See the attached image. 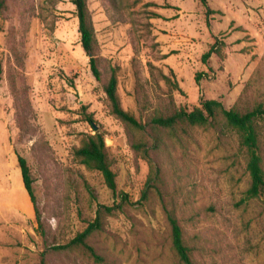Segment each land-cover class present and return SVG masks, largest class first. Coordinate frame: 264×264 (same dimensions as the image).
<instances>
[{
    "label": "rangeland",
    "instance_id": "374dc122",
    "mask_svg": "<svg viewBox=\"0 0 264 264\" xmlns=\"http://www.w3.org/2000/svg\"><path fill=\"white\" fill-rule=\"evenodd\" d=\"M208 1L210 27L200 0H86L97 80L72 0H6L0 10V264H182L168 213L182 226L193 264H264V201L245 198L250 177L240 133L222 118L162 132L150 149L151 166L110 112L104 89L114 72L123 108L142 122L169 110L170 99L188 110L203 99L241 112L264 106V0ZM215 42L222 59L213 54L204 63ZM89 115L104 134L117 194L74 156L84 135L96 132ZM257 128L264 168V120ZM19 155L31 170L37 212ZM151 176L154 187L143 199ZM115 205L120 208L102 212V228L86 239L100 259L72 244L99 209Z\"/></svg>",
    "mask_w": 264,
    "mask_h": 264
},
{
    "label": "trees",
    "instance_id": "16d2710c",
    "mask_svg": "<svg viewBox=\"0 0 264 264\" xmlns=\"http://www.w3.org/2000/svg\"><path fill=\"white\" fill-rule=\"evenodd\" d=\"M72 2L76 7L81 46L88 55H93L89 60L90 70L93 76L97 80H100L101 71L97 64L95 34L90 20L87 2L86 0H72ZM200 2L205 8L207 26L210 27V15L214 13V9L211 7L208 0H200ZM5 5L6 0H0V10L3 9ZM213 54L222 59L221 50L216 42L202 55L203 62L207 63ZM2 73L3 68L0 62V82L2 80ZM161 76H163L169 84L171 83L169 77L163 74ZM200 78L201 75L198 74L196 76V81L199 82ZM174 86L179 90V85L176 82ZM104 89L108 98L110 112L124 124L125 128L132 136V148L134 151L141 154L151 166L153 162L150 149L160 141V133L167 132L170 135H174L177 134V131L187 132L191 128L206 126L219 118L224 119L228 125L240 133V144L246 152V170L250 177V186L245 193V198L253 199L261 197L264 201V168L260 153L259 133L257 128L258 122L264 120V106L262 104L257 105L249 111L241 112L236 108H225L220 100L203 99L199 106L194 107L192 110H188L184 107L177 108L174 105L173 99H170L169 110L167 109L166 112L155 111L149 116L146 122H142L123 108L117 92L118 78L114 72L111 74ZM86 120L90 122L96 132L94 134L84 135L80 145L74 149V156L88 168L98 170L103 175L107 187L114 194H117L116 173L112 169L104 134L95 128L92 115H89ZM148 130H150L151 134L148 133ZM147 135L154 139L153 143L149 142L146 138ZM18 161L25 189L37 212L30 167L23 156L19 155ZM155 180L156 176L149 177L146 188L143 191V199L148 198L151 188L154 187L153 181ZM118 208H120L119 205L112 207L104 206L103 210L99 209L95 222L91 223L83 232L73 239L72 244L86 246L97 259H100L94 249L87 245L86 239L92 232L102 228V212L112 214L113 211ZM167 216L171 228L172 247L176 257L182 264H193L190 248L184 241L182 226L175 216L170 213H168Z\"/></svg>",
    "mask_w": 264,
    "mask_h": 264
},
{
    "label": "water",
    "instance_id": "95a60500",
    "mask_svg": "<svg viewBox=\"0 0 264 264\" xmlns=\"http://www.w3.org/2000/svg\"><path fill=\"white\" fill-rule=\"evenodd\" d=\"M90 58L93 56L92 54H89ZM95 128H97V126L94 124Z\"/></svg>",
    "mask_w": 264,
    "mask_h": 264
}]
</instances>
